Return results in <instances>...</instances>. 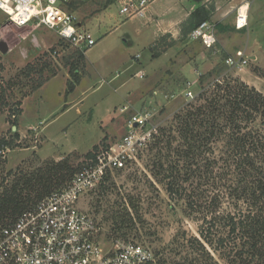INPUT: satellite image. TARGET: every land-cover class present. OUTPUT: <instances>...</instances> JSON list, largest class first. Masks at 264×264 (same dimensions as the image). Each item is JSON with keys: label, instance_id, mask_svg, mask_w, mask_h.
Returning a JSON list of instances; mask_svg holds the SVG:
<instances>
[{"label": "rangeland", "instance_id": "rangeland-1", "mask_svg": "<svg viewBox=\"0 0 264 264\" xmlns=\"http://www.w3.org/2000/svg\"><path fill=\"white\" fill-rule=\"evenodd\" d=\"M241 1L237 0V5ZM262 2L259 9L257 4L254 5L252 23L264 12ZM74 8L80 22H89L87 25L92 27L96 37L95 44L86 53V62L85 59H78L75 47L56 31L12 25L0 11V86L6 89L4 100L0 103V138H10L14 120L21 128L20 132L16 126L19 133L17 145L7 147L4 154H0L4 158L0 162V175L17 167L26 171L39 167L49 170L56 167L54 163L61 162L66 168L53 174L66 177L59 179L61 185H54L41 199L68 183L86 165L89 158H85V152L91 151L95 144L100 148L101 141L114 145L126 133V122L131 114L148 112L152 125L167 128L174 114L201 91L197 78L207 73V68L211 71L221 64L223 71L217 78H238L264 94V58L261 57L264 53L261 51L247 53V63L235 71L219 61V56L211 59L214 56L212 50L217 45L211 51H205L204 58H201L203 52L200 51L206 47L188 35H164L158 40L157 57L150 58V51L143 47L144 34L135 32L132 41L122 42L118 47L125 46L120 53L116 48L105 46L104 37L98 34L112 25L108 14H118L119 0H78ZM138 25V21L126 23L130 33ZM255 27L257 33L260 29L264 31V23H257ZM240 33L237 44L239 39L244 44L246 39L254 38L247 32ZM259 41L264 44V33L259 35ZM45 52L51 54L44 61L49 62L51 67L59 68L58 72L68 68L63 65L65 60L84 67L79 85L71 94L62 91L61 80H54L56 82L40 87L23 99L22 93L30 89L38 75L33 73L26 78L20 73L27 63H34ZM136 54H139L137 59ZM139 69L143 70V76H134ZM7 80H10V86ZM122 81L125 83L121 84ZM187 89L192 91V96H186ZM20 99H23L21 114L15 116L10 108H14L15 101ZM125 105L127 108L122 110ZM27 125L33 129L22 130ZM156 154V150L148 145L136 161L109 173L101 186L81 197L79 204L95 218L97 236L104 243L116 238L133 239L150 246L167 264L194 257L199 259L198 264H202L201 253L194 251L189 239L199 238L203 212H190L187 206L188 199L197 198L199 193L192 191L193 187L188 182H183L181 184L185 189L179 196H170L166 191L168 180H164L154 168ZM204 188L213 194L217 192L211 183ZM218 209L220 212L230 211L226 196ZM220 225L222 223L218 221V230ZM206 247L215 263L228 264L222 254Z\"/></svg>", "mask_w": 264, "mask_h": 264}, {"label": "trees", "instance_id": "trees-1", "mask_svg": "<svg viewBox=\"0 0 264 264\" xmlns=\"http://www.w3.org/2000/svg\"><path fill=\"white\" fill-rule=\"evenodd\" d=\"M77 4L78 0H68L65 8L74 11ZM211 12L210 6H198L181 23V35L187 36L200 22L210 20ZM159 39L149 47L152 58L157 57ZM86 50L75 47L78 59L84 61ZM50 52L43 53L35 59L36 63L29 62L22 69L20 74L26 78L33 73L38 75L30 89L22 93V98L58 72L59 68L44 61ZM63 65L69 70L67 91L70 92L79 82L84 67L67 60ZM222 71L220 64L201 74L197 80L201 91L174 114L167 128H159L150 144L157 153L154 168L157 174L168 180L166 191L170 196H179L185 189L183 182H188L192 191L199 193L198 199H188L187 206L190 212H203L199 238L189 239L194 251L201 253L202 264H212L213 261L206 246L222 254L228 264H264V94L238 78H217ZM6 82L10 86V80ZM5 94L6 89L0 86V103ZM21 101H15V107L10 108L15 116L21 113ZM13 125L17 126L16 120ZM10 132V138H0L1 151L18 143L17 129L10 128ZM101 144L103 148L109 147L102 141ZM99 149L98 144L94 145L85 153V158L93 157ZM1 161L4 158L0 156ZM53 165L56 167L49 170L39 167L33 171L17 167L0 175V226L14 221L23 210L49 193L54 185H61L58 180L66 176L53 173L66 166L61 162ZM209 183L216 193L203 189ZM225 196L231 209L220 212L218 208ZM218 221L222 223V231L217 228ZM198 261L194 257L170 264H198ZM160 264H167V261L160 259Z\"/></svg>", "mask_w": 264, "mask_h": 264}, {"label": "built area", "instance_id": "built-area-1", "mask_svg": "<svg viewBox=\"0 0 264 264\" xmlns=\"http://www.w3.org/2000/svg\"><path fill=\"white\" fill-rule=\"evenodd\" d=\"M67 1L0 0V11L12 25L43 27L56 31L72 46L89 48L96 37L74 11L65 8ZM152 1L119 0L118 10L128 18L142 17ZM248 12L249 0H242L235 8L237 29L247 27ZM188 36L205 47H213L217 42L215 23L204 20ZM247 61L243 50L224 59L231 69ZM186 96H192L190 89ZM149 119L148 112L131 114L126 133L114 145L100 148L68 183L23 210L11 223L0 226V264H160L157 253L136 240L116 238L110 243L102 242L95 218L79 204L81 197L104 183L109 173L126 168L151 144L159 126L152 125ZM4 152L0 150V154Z\"/></svg>", "mask_w": 264, "mask_h": 264}, {"label": "crops", "instance_id": "crops-1", "mask_svg": "<svg viewBox=\"0 0 264 264\" xmlns=\"http://www.w3.org/2000/svg\"><path fill=\"white\" fill-rule=\"evenodd\" d=\"M260 2L262 1L261 0H249L248 25L247 27L242 28V29H237L235 27V8L237 7V0H153L148 5L145 11V15L142 17H129L128 18V17L121 15L119 11H118V14H113V13L108 14L109 22H111L112 25L109 28L104 29L103 31H99L98 34L101 33V35L104 37L103 38L105 40L104 42H106L105 46H108L109 48L118 49V47L122 45V42L128 43L132 41V36L134 37L135 32H137V34L143 33L144 38H145L143 42V47H147V49L149 50V47L153 45L155 41L159 39V37L165 34H170L172 37L180 36L181 35L180 33L181 23L198 6L206 5L212 8L210 20L214 22L216 26L217 42L215 45L217 46L214 45L215 50H212V53L214 54V56L211 59L217 58L219 56L220 58L219 61H222L227 56L233 55L237 50H243L246 56H247V53L251 52L252 50H255V52L261 51V53H264V48L262 50V46H264V44L261 41H259V35L264 33V31L263 29H260L259 33H257L255 32V29H254L256 28L255 25L257 23H261V24L264 23V12L261 13V15H259L255 23H252L254 15L251 14V12H253L255 4L258 5L257 9H259V6L261 4ZM118 17L121 20H119ZM136 21H138L139 25L136 26L135 31L130 33L129 32L130 28L126 26V23L129 22L132 24ZM88 23L89 22L87 23L84 22L83 25L85 28L89 29L93 33L92 27L87 25ZM242 31L247 32L246 34L253 35L254 38L253 39L251 38L252 40L246 39L244 44L242 43L241 39H239V42H238L239 44H237V37L239 38V36H241L240 32ZM90 48H87L85 52V62H86V57H87L86 53ZM124 48L125 46L123 48L118 49L120 53H123ZM211 48L212 47L210 48L206 47L205 50L200 51V52H203V55L201 54V58H204L203 57L204 52L209 51V50L211 51ZM223 52H226V54L223 55L224 54ZM149 57L152 58L151 52H149ZM261 57L264 58V54ZM135 58L136 59L139 58V54H136ZM214 62H217V61H214ZM185 66H187V64L184 65V68ZM209 69L210 68H207L206 72L209 71ZM234 70L237 71V68H235ZM139 74H144L142 69H139L136 72H134V76L136 77H139L137 76ZM235 74H237V72H235ZM116 75L117 74H115L113 78H115ZM68 79H69V70L68 68H63L61 72H57L56 75L49 78L40 87H43L46 84H52L50 82L54 80H57V81L61 80L59 82H61L62 91H67L65 89V85L67 86ZM124 83L125 81L121 82V84H124ZM78 85L79 84L77 83L76 86L73 88V90L70 91L69 93L73 94L76 88L78 87ZM33 92H31V94ZM58 92L60 93V90ZM21 105H22V101H21ZM120 108H119V111H120ZM29 126L30 125H27L26 129L23 128L22 130L29 129ZM20 130L21 128L19 127V131Z\"/></svg>", "mask_w": 264, "mask_h": 264}, {"label": "water", "instance_id": "water-1", "mask_svg": "<svg viewBox=\"0 0 264 264\" xmlns=\"http://www.w3.org/2000/svg\"><path fill=\"white\" fill-rule=\"evenodd\" d=\"M15 129H16V126L13 125V130H15Z\"/></svg>", "mask_w": 264, "mask_h": 264}]
</instances>
